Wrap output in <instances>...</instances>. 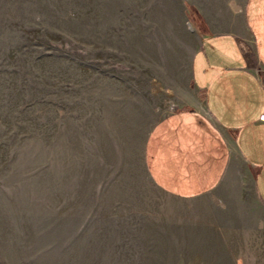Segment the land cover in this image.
Returning <instances> with one entry per match:
<instances>
[{
    "label": "rangeland",
    "instance_id": "obj_1",
    "mask_svg": "<svg viewBox=\"0 0 264 264\" xmlns=\"http://www.w3.org/2000/svg\"><path fill=\"white\" fill-rule=\"evenodd\" d=\"M199 19L186 0H0V264L193 262L158 249L188 205L142 156L159 119L200 105Z\"/></svg>",
    "mask_w": 264,
    "mask_h": 264
},
{
    "label": "crops",
    "instance_id": "obj_2",
    "mask_svg": "<svg viewBox=\"0 0 264 264\" xmlns=\"http://www.w3.org/2000/svg\"><path fill=\"white\" fill-rule=\"evenodd\" d=\"M186 3L200 16L188 64L200 105L159 119L143 146L150 182L188 205L158 249L192 252L189 264H264V0Z\"/></svg>",
    "mask_w": 264,
    "mask_h": 264
},
{
    "label": "built area",
    "instance_id": "obj_3",
    "mask_svg": "<svg viewBox=\"0 0 264 264\" xmlns=\"http://www.w3.org/2000/svg\"><path fill=\"white\" fill-rule=\"evenodd\" d=\"M261 120H262V121H264V115H263V116H261Z\"/></svg>",
    "mask_w": 264,
    "mask_h": 264
}]
</instances>
